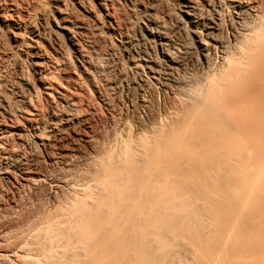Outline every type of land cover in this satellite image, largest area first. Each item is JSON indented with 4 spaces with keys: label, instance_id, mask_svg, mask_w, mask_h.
Listing matches in <instances>:
<instances>
[{
    "label": "bare ground",
    "instance_id": "obj_1",
    "mask_svg": "<svg viewBox=\"0 0 264 264\" xmlns=\"http://www.w3.org/2000/svg\"><path fill=\"white\" fill-rule=\"evenodd\" d=\"M49 1L0 0V264H264V0Z\"/></svg>",
    "mask_w": 264,
    "mask_h": 264
},
{
    "label": "rangeland",
    "instance_id": "obj_2",
    "mask_svg": "<svg viewBox=\"0 0 264 264\" xmlns=\"http://www.w3.org/2000/svg\"><path fill=\"white\" fill-rule=\"evenodd\" d=\"M52 1V0H51ZM8 2H10V0H8ZM40 2H42V3H39V2H36V6H37V8H39V5H41V4H43L44 2L42 1V0H40ZM49 0H45V5L46 6H44L43 5V7H42V5H41V10L40 11H42V15H41V20L43 21H45V22H47L48 23V25L50 26V25H52V21L50 20V17L51 16H49L50 14V10H51V6H52V4L49 6ZM39 3V4H38ZM47 3H48V5H47ZM50 3H53V2H50ZM47 7V8H46ZM42 8H43V10H42ZM47 11V13H46V11ZM53 10V9H52ZM22 11V10H21ZM20 11V12H21ZM55 11L56 10H54L53 12L54 13H51V15L52 14H54V15H57L56 13H55ZM26 10H23L22 12H21V14H22V17L23 18H25V20H27L26 19V17L28 16V13L29 12H27ZM37 12H39L38 11V9H36L35 10V13H37ZM34 13V14H35ZM45 13V14H44ZM31 14H33V13H31ZM33 14V15H34ZM38 15V14H37ZM43 16V17H42ZM46 16H49V17H46ZM45 17V18H44ZM36 17H32V24L29 22V21H26L27 22V25L29 26V25H33L34 23L33 22H37L38 21V19H39V16H37V19H35ZM47 18V19H46ZM35 19V20H34ZM34 20V21H33ZM43 21V22H44ZM29 23V24H28ZM47 23H45V24H47ZM51 23V24H50ZM27 26V27H28ZM19 36H18V35ZM21 35V36H20ZM21 37L24 39V40H27V41H29L30 40V36H29V34L28 33H24V34H20L17 30H15V29H12V28H7V26H6V24L5 23H3L2 21H1V19H0V83H2L1 85L3 86V84H4V82L6 81V80H8V79H10L11 77L13 78V77H15V75L17 74V65L15 64L16 62V57L18 58V56L20 57L21 55H22V51H23V48H21L20 46H19V44L18 43H16V40H18V38H20L21 39ZM15 62V63H14ZM9 77V78H8ZM8 78V79H7ZM4 81V82H3ZM0 85V94L2 93V86ZM260 141V140H259ZM260 209V208H259ZM261 210V209H260ZM259 231V230H258ZM178 247L179 246H177V248H176V250H177V253H178V255H180L181 257H184V256H188L189 254H190V251L188 250L187 251V253H186V248H183L182 246H180V249H181V247H182V249L180 250V249H178ZM185 249V250H184ZM179 250V251H178ZM229 252H231V251H229ZM183 256H182V255ZM171 262V260H169L168 262H167V264H171L170 263Z\"/></svg>",
    "mask_w": 264,
    "mask_h": 264
}]
</instances>
